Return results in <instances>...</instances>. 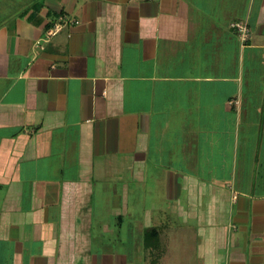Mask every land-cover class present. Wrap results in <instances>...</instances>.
<instances>
[{"label":"crops","instance_id":"obj_1","mask_svg":"<svg viewBox=\"0 0 264 264\" xmlns=\"http://www.w3.org/2000/svg\"><path fill=\"white\" fill-rule=\"evenodd\" d=\"M0 264H264V0L0 4Z\"/></svg>","mask_w":264,"mask_h":264},{"label":"built area","instance_id":"obj_2","mask_svg":"<svg viewBox=\"0 0 264 264\" xmlns=\"http://www.w3.org/2000/svg\"><path fill=\"white\" fill-rule=\"evenodd\" d=\"M233 27L237 28L241 32L243 41H247L250 38V28L247 23L244 22H235L232 24ZM62 29V23H56L51 29L48 30L47 38L55 35Z\"/></svg>","mask_w":264,"mask_h":264},{"label":"rangeland","instance_id":"obj_3","mask_svg":"<svg viewBox=\"0 0 264 264\" xmlns=\"http://www.w3.org/2000/svg\"><path fill=\"white\" fill-rule=\"evenodd\" d=\"M37 0H0V4H3V9L8 8L9 10H17L21 5H28ZM42 1V0H38Z\"/></svg>","mask_w":264,"mask_h":264}]
</instances>
